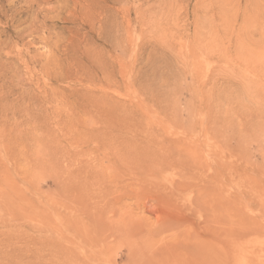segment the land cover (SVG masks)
I'll list each match as a JSON object with an SVG mask.
<instances>
[{
    "label": "rangeland",
    "instance_id": "1",
    "mask_svg": "<svg viewBox=\"0 0 264 264\" xmlns=\"http://www.w3.org/2000/svg\"><path fill=\"white\" fill-rule=\"evenodd\" d=\"M158 142L232 173L137 176ZM229 229L264 264V0H0V264H219Z\"/></svg>",
    "mask_w": 264,
    "mask_h": 264
},
{
    "label": "bare ground",
    "instance_id": "2",
    "mask_svg": "<svg viewBox=\"0 0 264 264\" xmlns=\"http://www.w3.org/2000/svg\"><path fill=\"white\" fill-rule=\"evenodd\" d=\"M151 141V140H150ZM155 142V141H154ZM159 143V142H158ZM175 143V142H174ZM152 144L153 143H150V144H145V147L144 148H142L141 150H134V152H133V150H131V153H128L127 155L129 156V158H131L130 160H131V162L133 163V164H135V174L138 176V175H140L141 173L142 174H148V175H153V176H157L156 174L158 173V172H161L162 170H164V169H167V168H173V169H176V170H178V168H180V170L181 171H185L186 172V174L188 173L187 171H192V173L195 175V176H199V175H203V173H204V171H203V168L205 167V165H209L208 167L210 168V171H212L213 170V172L210 174V175H208L207 174V179L208 180H212L213 182H219V180L217 181L216 180V178H217V173L218 172H216L215 171V169H213V166L215 165V164H219V165H222L223 164V161H225L226 163H228V165H227V167H226V169H227V171H226V173H228V175L230 176L231 175V173H232V154H231V152H225V153H227L226 155H222L221 156V158L220 159H217V158H214V160L213 159H211V160H208V159H210V158H212V156L210 157V155L208 156L209 158L207 159V157L205 158V159H207L208 161H204L203 160V158L202 157H200V155H199V158H194L195 160L194 161H197L198 159H199V161H201V158H202V161L201 162H204V163H201L200 162V165H201V167L199 166V165H195L196 164V162H195V164L194 163H192L191 164V161L193 160L192 158H193V156L192 155H190V154H194V153H190V152H188V153H190L189 154V156H186L187 155V152H186V155H185V153H183L182 151L181 152H178V153H176V152H174V150H171V146H167V145H165L164 144V142H163V145L161 144V142L159 143V144H161L162 146H160V145H158V144H156V146L154 147V146H152ZM175 146V145H174ZM176 149V148H175ZM207 150V149H206ZM212 150V149H211ZM177 151V150H176ZM214 151V150H213ZM212 152V151H211ZM217 153V152H216ZM126 155V156H127ZM215 155V154H214ZM221 155V154H220ZM219 155V156H220ZM187 157H191L190 158V160L188 159V160H186L185 158H187ZM195 157V156H194ZM126 160V159H125ZM128 160V159H127ZM198 161V162H199ZM126 162V161H125ZM226 163L224 164V165H226ZM128 164H129V161H128ZM126 165H127V163H126ZM125 165V166H126ZM134 166V165H133ZM209 168H207L208 170H209ZM212 168V169H211ZM133 169V170H134ZM206 169V168H205ZM204 169V170H205ZM132 170V171H133ZM179 170V171H180ZM131 171V172H132ZM191 173V174H192ZM141 174V175H142ZM220 174H223V173H221L220 172ZM135 175V176H136ZM188 175V174H187ZM190 175V174H189ZM184 176V175H183ZM192 177V176H191ZM197 177H194V178H196V179H198ZM205 177V176H204ZM132 179H137V178H135V177H133ZM142 179V178H141ZM141 179H139V181L141 180ZM155 179V178H154ZM202 179H203V177H202ZM156 180H157V182L155 181V182H153V183H155V187H157L155 190H157L158 188H159V182L160 181H158V178L156 177ZM208 180H206V181H204L205 183H207V182H209ZM130 181H131V179H130ZM138 181V182H139ZM153 181V180H152ZM129 182V181H128ZM135 182H136V180H135ZM149 182H150V180H149ZM151 183V182H150ZM149 183V184H150ZM205 183H203V185H205ZM130 184H132V181L130 182ZM136 184V183H135ZM134 184V185H135ZM166 184V183H165ZM141 185H144V183L143 184H141ZM147 185V184H146ZM195 185V184H194ZM127 186V185H126ZM128 186H129V183H128ZM131 186V185H130ZM168 186V185H167ZM182 186H185L184 185V183H182V181H181V183H179V184H176L175 185V187L173 188V190H176V189H178V191H181L182 189H183V187ZM192 186V185H191ZM133 187V186H132ZM148 187V186H147ZM154 187V186H153ZM161 187V186H160ZM121 188V187H120ZM162 188V187H161ZM182 188V189H181ZM137 189H138V187H137ZM179 189H181V190H179ZM205 189V188H204ZM115 190V189H114ZM133 190V189H132ZM159 190V189H158ZM157 190V191H158ZM202 190H203V187H202ZM154 191V190H153ZM157 191H156V193H157ZM177 191V192H178ZM200 191H201V188H200ZM199 191V192H200ZM150 192V191H149ZM155 193V192H154ZM160 193H162V192H160ZM147 194V193H146ZM151 194V193H150ZM231 194H233V193H231ZM158 195V194H157ZM153 196V195H152ZM158 196H156V197H154V198H157ZM161 198V197H160ZM229 198V197H228ZM151 199V198H150ZM152 199H153V197H152ZM163 199V198H162ZM146 200V199H145ZM153 201H155V199H153ZM158 201V200H157ZM232 201V200H231ZM159 202V201H158ZM163 202H164V200H163ZM151 203V202H150ZM230 203V202H229ZM162 204V203H161ZM200 204V203H199ZM232 205V204H231ZM231 205L229 206L230 208H231ZM158 206H160V205H158ZM176 206V205H175ZM200 206H201V204H200ZM199 205H198V207H200ZM222 206V205H221ZM154 207V206H153ZM177 207H179V206H177ZM180 209H182L181 207H180ZM221 209H222V207H221ZM148 211V210H147ZM153 211H155V210H153ZM152 211V212H153ZM182 211H183V209H182ZM151 212V213H152ZM181 212V211H180ZM163 213V212H162ZM172 214H173V212H171ZM170 213V214H171ZM182 213V212H181ZM183 213H184V211H183ZM187 213V212H186ZM154 214V213H153ZM169 214V213H168ZM167 214V215H168ZM170 214H169V217H171L170 216ZM171 214V215H172ZM159 215V214H158ZM161 216V215H160ZM160 216H159V219H160V221L162 220L161 218H160ZM186 216H187V214H186ZM182 217H184V215L182 216ZM182 217H181V219H182ZM188 218V217H187ZM187 218H185V220L187 219ZM184 219V218H183ZM161 224V223H160ZM184 224V223H183ZM207 225V224H206ZM232 227V226H231ZM226 240H227V242H226V245H222L221 243H217L215 240H216V238H212V244L213 245H215V247L217 248V251L215 250V255L216 256H218L221 260H220V263L219 264H231V248H232V230L231 229H229L228 231H227V234H226ZM212 249V248H211ZM213 250V249H212ZM219 251V252H218ZM222 256V257H221ZM224 260V262H222Z\"/></svg>",
    "mask_w": 264,
    "mask_h": 264
}]
</instances>
